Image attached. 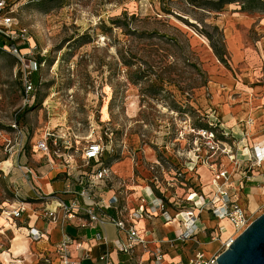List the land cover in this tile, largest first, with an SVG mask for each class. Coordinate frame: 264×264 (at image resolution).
I'll return each mask as SVG.
<instances>
[{
    "label": "rangeland",
    "instance_id": "obj_1",
    "mask_svg": "<svg viewBox=\"0 0 264 264\" xmlns=\"http://www.w3.org/2000/svg\"><path fill=\"white\" fill-rule=\"evenodd\" d=\"M6 4L12 25L1 30L24 35L12 40L19 52L0 49V223L29 199L12 170L24 177L47 165L33 147L49 130L74 153L109 132L149 153L169 132L179 137L183 163L196 138L189 124L202 125L216 107L235 112L248 100L264 103V0ZM29 69L34 99L25 104Z\"/></svg>",
    "mask_w": 264,
    "mask_h": 264
},
{
    "label": "built area",
    "instance_id": "obj_2",
    "mask_svg": "<svg viewBox=\"0 0 264 264\" xmlns=\"http://www.w3.org/2000/svg\"><path fill=\"white\" fill-rule=\"evenodd\" d=\"M6 7V0H0V34L12 40L18 36L23 37L24 33L20 29L17 32L1 30V27L9 29L12 25V17L5 12ZM11 49L15 51L14 47ZM31 72L29 69L22 78V99L25 104L34 99ZM204 121L202 125H188L187 133L196 138L193 146L184 153L186 157L183 163L176 145L179 137L175 135L171 140L169 132L163 133L160 143L153 145L158 153L152 161L144 158L141 143L134 145L126 137L111 132L87 139L77 153L71 149L70 141H65L61 134L50 130L45 132L35 146L36 150L41 151L50 164L59 160L65 168L67 181L60 192L66 197L56 193L37 195V199H47L42 217L48 222H55L58 210H61L64 223L72 222L80 229H98L92 235L94 240L110 244L118 252L132 257L135 247L145 244L137 227V222L144 216L160 214L165 222L178 220L183 226L178 238L184 240L191 238L201 228L195 211L209 206L214 218L226 220L232 228L231 235L222 242L221 247H227L254 218L250 210L241 204L238 190L234 189V172L229 171L222 163L226 158L235 166L233 171L237 169L240 159L236 145L230 142L229 133L213 110L208 111ZM49 142L53 144V148L48 147ZM249 150L251 155L247 170L251 171L253 167L264 163V144L254 143ZM123 157L131 160L135 171L125 178L117 176L111 169V163ZM200 165L207 166L211 172L206 192L202 190L201 183H193L191 176H188L189 173L197 174ZM141 171H146L147 175L144 176ZM27 172L32 174L30 169ZM138 177L142 178L141 183ZM138 188L140 195L137 203L130 206L129 199ZM179 188L184 189L183 194H178ZM238 188H243L242 180L239 181ZM169 208L174 211L173 214ZM22 211L24 206L20 205L11 213L18 217ZM108 225L114 226L118 232V236L112 240L107 238ZM218 232H222L221 227ZM29 235L36 240L43 234L30 228ZM85 241L64 233L56 246V264H80L82 258L88 257L91 246L87 239ZM71 249L80 253V256L73 257ZM152 256L155 264H163L161 247L156 246ZM100 259L106 260V256L102 255ZM215 259L216 255L207 257L203 252L197 251L187 263L177 261L167 264H213ZM135 264H143V261L135 260Z\"/></svg>",
    "mask_w": 264,
    "mask_h": 264
},
{
    "label": "crops",
    "instance_id": "obj_3",
    "mask_svg": "<svg viewBox=\"0 0 264 264\" xmlns=\"http://www.w3.org/2000/svg\"><path fill=\"white\" fill-rule=\"evenodd\" d=\"M262 100H248L235 112L231 111L232 108L229 105L222 109L216 107L213 110L222 121L226 132L229 133L230 142H234L236 145L237 155L240 159V164L235 171H233L235 166L226 158L222 160V163L229 171L234 172V189L238 190L241 204L250 210L252 217L264 210V163L259 167H253L251 171L247 170L250 163L248 158L251 155L249 148L254 143L264 144V103ZM33 148L36 150L35 146ZM149 149V153L144 149V158L147 161H152L158 151L154 146ZM57 161L58 163L55 164L47 163V165L31 169L32 174L24 177L19 174L18 170H12V173H16L18 176V180L15 182L16 186L21 192L25 191L29 199L25 202L19 200L16 202L18 207L24 206V211L18 217L8 218L9 221H6L5 224L0 223V264H56L58 263L56 246L64 233L84 241L87 239L91 245L88 257L82 258L80 264H135V260L138 259H141L143 264H155L152 251L156 246L162 249L163 264L177 261L187 263L188 259L197 251L203 252L207 257L215 255L222 248V242L232 233L230 224L226 220L220 221L214 218L210 213L209 206L201 211H195L198 216L197 223L201 228L191 238L184 240L178 238L183 230V226L178 220L165 222L160 214L146 215L137 222L145 244L137 245L133 256L129 257L113 249L110 244L106 245L94 240L92 235L98 229H80L72 222L64 223L61 210H58V218L55 222H48L42 217L41 213L47 199H37L39 193H56L66 197L60 192L67 181V175L65 168L59 160ZM111 169L117 176L123 178L135 172L128 157L112 162ZM141 172L144 176L147 175L146 171ZM188 176H191L193 183H201L204 192L208 191L207 184L211 178V172L207 166L200 165L197 168V174L189 173ZM244 176L248 178H244ZM138 178L141 183L142 178ZM240 180L243 182L242 189L238 188ZM177 192L179 195L183 194L184 189L179 188ZM139 195L138 188L129 199L130 206L137 203ZM169 210L172 212H170L171 214L174 213L171 208ZM219 227H221V233L218 232ZM30 228L39 230L43 234L41 238L32 239L29 235ZM106 234L109 240L118 236L116 228L111 225L106 226ZM71 255L78 257L80 253L71 249ZM102 255L106 256V260L100 259Z\"/></svg>",
    "mask_w": 264,
    "mask_h": 264
},
{
    "label": "water",
    "instance_id": "obj_4",
    "mask_svg": "<svg viewBox=\"0 0 264 264\" xmlns=\"http://www.w3.org/2000/svg\"><path fill=\"white\" fill-rule=\"evenodd\" d=\"M213 264H264V211L234 237Z\"/></svg>",
    "mask_w": 264,
    "mask_h": 264
},
{
    "label": "trees",
    "instance_id": "obj_5",
    "mask_svg": "<svg viewBox=\"0 0 264 264\" xmlns=\"http://www.w3.org/2000/svg\"><path fill=\"white\" fill-rule=\"evenodd\" d=\"M234 1H238V0H219V4L224 5L226 3H230ZM248 1H253V0H248ZM12 47L15 48V51L16 50H18V52L20 51V49L13 44V41L10 37L0 34V49L1 50L10 49L11 50ZM214 51L216 52V55L220 57V54L217 52L215 48H214ZM32 74H33V71L30 73L31 80H32V77H31Z\"/></svg>",
    "mask_w": 264,
    "mask_h": 264
}]
</instances>
